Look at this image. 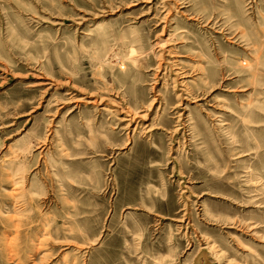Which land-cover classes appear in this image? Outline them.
Here are the masks:
<instances>
[{
    "label": "rangeland",
    "instance_id": "rangeland-1",
    "mask_svg": "<svg viewBox=\"0 0 264 264\" xmlns=\"http://www.w3.org/2000/svg\"><path fill=\"white\" fill-rule=\"evenodd\" d=\"M0 264H264V0H0Z\"/></svg>",
    "mask_w": 264,
    "mask_h": 264
},
{
    "label": "bare ground",
    "instance_id": "bare-ground-1",
    "mask_svg": "<svg viewBox=\"0 0 264 264\" xmlns=\"http://www.w3.org/2000/svg\"><path fill=\"white\" fill-rule=\"evenodd\" d=\"M180 77H182V76H180ZM185 86V85H184ZM188 86V85H187ZM188 91V90H187ZM186 94H188V93H186ZM132 113V112H131ZM138 117V116H137ZM129 120H131V118L129 119ZM132 120L134 121L135 120V117H134V119L132 118Z\"/></svg>",
    "mask_w": 264,
    "mask_h": 264
}]
</instances>
